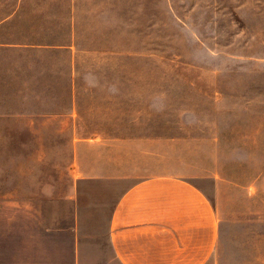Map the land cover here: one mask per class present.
<instances>
[{
	"label": "rangeland",
	"instance_id": "obj_1",
	"mask_svg": "<svg viewBox=\"0 0 264 264\" xmlns=\"http://www.w3.org/2000/svg\"><path fill=\"white\" fill-rule=\"evenodd\" d=\"M14 11L0 41H71L78 97L70 109L65 50L23 52L43 59V96H0V264L51 261L42 232L67 223L72 141L108 123L194 140L197 170L235 185L221 264H264V0H0V19Z\"/></svg>",
	"mask_w": 264,
	"mask_h": 264
},
{
	"label": "crops",
	"instance_id": "obj_2",
	"mask_svg": "<svg viewBox=\"0 0 264 264\" xmlns=\"http://www.w3.org/2000/svg\"><path fill=\"white\" fill-rule=\"evenodd\" d=\"M16 12L0 19V29ZM60 50L70 53L66 90L70 109H76L71 41L58 45L0 41V51L18 53L4 65L7 70L0 71V96H43L38 83L44 82V73L36 67L31 70L43 59L24 57L23 52ZM47 80L51 81L50 74ZM108 124L72 141L70 184L64 191L67 223L57 225L53 218L42 232L51 250L47 264H64L60 259L65 257L67 264H221V199L224 188L235 185L197 170L192 139L112 133L125 124ZM200 179L208 180L212 192Z\"/></svg>",
	"mask_w": 264,
	"mask_h": 264
}]
</instances>
